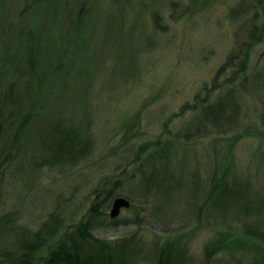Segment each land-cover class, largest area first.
<instances>
[{
    "label": "trees",
    "instance_id": "1",
    "mask_svg": "<svg viewBox=\"0 0 264 264\" xmlns=\"http://www.w3.org/2000/svg\"><path fill=\"white\" fill-rule=\"evenodd\" d=\"M74 1L0 0V212L8 205L6 197L13 196V192L8 195L9 183L25 181L16 172L32 171L31 181L25 182L39 187L45 168L69 172L90 159L97 148L93 120L82 130L69 132L58 130V122V132H52V140L42 146V152L30 156L27 148L29 136L39 132L41 121L61 98L59 92L68 90L69 79L80 63L77 61L85 54L87 21L94 0ZM229 15L242 21L235 33V47L211 84L197 93L193 103L182 107V115L188 109L198 112L188 125L192 128L187 133L190 138L233 132L236 142L246 135H264L260 129L264 128V54L260 62H251L252 50L264 39V0H241ZM253 100L260 105L255 115L247 107ZM176 154L175 143L158 142L147 166L140 168L141 181L147 187L141 204L126 195L134 208L153 203L152 213L160 225L156 227L166 233L165 240L149 245L140 238L138 228L113 241L95 235L98 217L109 216L104 210L123 196L116 192L123 180L105 178L93 189L90 209L78 221L74 218L78 208L71 210L69 202L73 197L66 198L64 192L37 228L19 223L20 209L1 214L0 264H138L146 258L156 264H189L191 236L185 230L194 227H177V219L160 216L167 205L155 206L157 197L174 196L186 185L190 186L187 202L192 210L186 220L194 219L202 227L210 210L216 211L218 230L206 245L208 264H220L217 256L223 252L226 264H264V190L255 178L238 171L234 146L219 151L222 159L207 181L200 169L189 170L188 184L178 171L181 162ZM141 213L124 221L142 226L145 217Z\"/></svg>",
    "mask_w": 264,
    "mask_h": 264
},
{
    "label": "rangeland",
    "instance_id": "2",
    "mask_svg": "<svg viewBox=\"0 0 264 264\" xmlns=\"http://www.w3.org/2000/svg\"><path fill=\"white\" fill-rule=\"evenodd\" d=\"M240 1L94 0L87 21L85 54L77 61L80 63L69 79L68 90L59 92L61 98L41 121L39 132L29 136L27 148L30 156L42 152L44 144L52 140V132H58L56 126L58 130L78 131L92 120L97 148L90 159L69 172L45 168L40 180L43 185L39 187L25 182L31 181L32 171L16 172L25 181L9 183L8 195L13 192V196L6 197L8 205L0 215L20 209L19 223L37 228L64 192L66 198L73 197L69 202L71 210L78 208L74 216L78 221L90 209L93 189L105 178H121L123 183L116 192L132 195L136 198L134 203L141 204V194L147 187L141 181L140 168L147 166L160 141L176 144L181 162L178 171L184 174V184H188L189 170L200 169L205 181L211 178L210 171L222 159L219 151L233 145L238 171L255 178L264 190V135H246L236 142L233 132L190 138L187 133L192 128L188 125L198 112L188 109L181 113L185 104L193 103L197 93L211 84L235 47V33L242 21L230 19L229 14ZM184 8L193 11L186 12ZM263 54L264 39L252 50L251 62H260ZM247 107L254 115L255 108L260 110L257 100L249 101ZM28 162L27 159L25 166L29 169ZM188 186L174 196L157 197L155 206L167 205L160 216L177 219V227H194L193 232L185 230L191 236L189 264H208L206 245L216 237V211L210 210V218L203 221L202 227L194 219L186 220L192 215L187 202ZM114 200L104 210L110 215ZM152 207L150 201L140 209L133 204L123 207L117 218L101 215L93 231L98 237L113 241L130 236L138 228L140 238L149 245L165 240L167 235L156 227L160 225ZM139 211L145 217L142 226L124 221L133 220ZM217 260L226 264V253L219 254ZM138 264L156 262L146 258Z\"/></svg>",
    "mask_w": 264,
    "mask_h": 264
},
{
    "label": "water",
    "instance_id": "3",
    "mask_svg": "<svg viewBox=\"0 0 264 264\" xmlns=\"http://www.w3.org/2000/svg\"><path fill=\"white\" fill-rule=\"evenodd\" d=\"M131 205H132V202L130 199L123 197V196L117 197L114 200V205H113V208L111 210L112 218L119 217L121 209L123 207H131Z\"/></svg>",
    "mask_w": 264,
    "mask_h": 264
},
{
    "label": "bare ground",
    "instance_id": "4",
    "mask_svg": "<svg viewBox=\"0 0 264 264\" xmlns=\"http://www.w3.org/2000/svg\"><path fill=\"white\" fill-rule=\"evenodd\" d=\"M120 197V196H119ZM123 197H126V196H123ZM126 198H128V197H126ZM128 199H130V198H128ZM131 200V199H130ZM132 202V201H131Z\"/></svg>",
    "mask_w": 264,
    "mask_h": 264
}]
</instances>
